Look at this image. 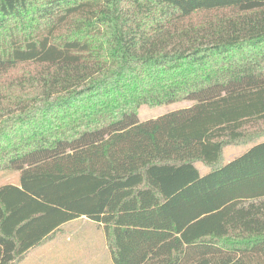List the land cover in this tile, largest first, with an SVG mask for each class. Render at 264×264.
<instances>
[{
  "label": "trees",
  "instance_id": "trees-1",
  "mask_svg": "<svg viewBox=\"0 0 264 264\" xmlns=\"http://www.w3.org/2000/svg\"><path fill=\"white\" fill-rule=\"evenodd\" d=\"M0 170V264L81 217L113 264H264V0H0Z\"/></svg>",
  "mask_w": 264,
  "mask_h": 264
},
{
  "label": "rangeland",
  "instance_id": "rangeland-1",
  "mask_svg": "<svg viewBox=\"0 0 264 264\" xmlns=\"http://www.w3.org/2000/svg\"><path fill=\"white\" fill-rule=\"evenodd\" d=\"M190 102L191 101L172 102L156 107L143 104L139 108V118L141 120L154 118L171 110L184 107ZM260 125L257 126L256 130L263 126ZM256 130H254L252 134H255ZM254 140L226 145L223 149L222 160L229 161L244 153L250 148ZM197 166L203 174L209 171V167L200 161L197 162ZM19 177L20 174L18 171L0 170V184L4 182H16ZM63 231L65 230L63 229ZM66 232L68 234H74L75 236L73 238H68L66 235H63L58 242L49 243L47 246L37 250L33 256L26 260L25 264H52L50 261L55 257L54 252L57 247L60 260H67L69 254H71V259H68L70 264H103L102 261H104V264H113L107 245L106 249L104 248V230L101 226L99 227L97 223L89 220H80L79 222H74V224H68ZM67 238L69 240H67ZM74 244H76L77 247ZM50 255L51 257H49ZM60 260H58V262L63 264Z\"/></svg>",
  "mask_w": 264,
  "mask_h": 264
},
{
  "label": "crops",
  "instance_id": "crops-1",
  "mask_svg": "<svg viewBox=\"0 0 264 264\" xmlns=\"http://www.w3.org/2000/svg\"><path fill=\"white\" fill-rule=\"evenodd\" d=\"M6 183H12V184H19L20 183V177H19V179H18V181H16V182H4V183H2V184H0V185H3V184H6ZM80 220H89L87 217H81V218H77V219H74V220H71V221H69V222H67V223H65L64 225H63V228H64V230L65 231H60V232H58L57 234H56V236L53 238V239H51L49 242H47V243H45V244H43V245H41V246H37V247H35V248H33L32 250H31V252L26 256V258L24 259V260H22L21 262H19V263H16V264H25V262H26V260H28L31 256H33L34 254H35V252L37 251V250H39L40 248H43L44 246H47L49 243H54V242H58L59 241V239L60 238H62V236L63 235H66L68 238L69 237H71V238H73L75 235L74 234H71V233H67L66 231H67V226H68V224H74V222H79ZM89 221H91V220H89ZM91 222H93V221H91ZM95 223V222H94ZM99 227H100V225H98ZM102 228V227H101ZM67 238V240H69ZM58 244V243H57ZM76 247H77V245L76 244H74ZM103 245V244H102ZM105 247V249H106V237H105V245H104ZM58 247L56 248V250H55V252H54V256L55 257H53L52 258V260L50 261L52 264H61L60 262H58V260H60V258H59V256H58ZM49 257H51V255L49 256ZM71 254H69V256H68V258H67V260H65V261H62V260H60L63 264H70L69 263V260L71 259ZM58 259V260H57ZM69 259V260H68ZM102 263L104 264V261H102ZM29 264H33V263H29ZM36 264V263H35ZM38 264V263H37ZM72 264V263H71Z\"/></svg>",
  "mask_w": 264,
  "mask_h": 264
}]
</instances>
